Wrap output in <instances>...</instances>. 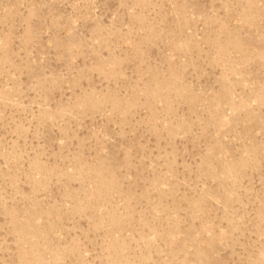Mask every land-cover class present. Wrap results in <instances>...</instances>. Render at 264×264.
Masks as SVG:
<instances>
[{
  "label": "rangeland",
  "instance_id": "rangeland-1",
  "mask_svg": "<svg viewBox=\"0 0 264 264\" xmlns=\"http://www.w3.org/2000/svg\"><path fill=\"white\" fill-rule=\"evenodd\" d=\"M0 264H264V0H0Z\"/></svg>",
  "mask_w": 264,
  "mask_h": 264
}]
</instances>
